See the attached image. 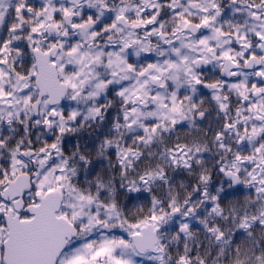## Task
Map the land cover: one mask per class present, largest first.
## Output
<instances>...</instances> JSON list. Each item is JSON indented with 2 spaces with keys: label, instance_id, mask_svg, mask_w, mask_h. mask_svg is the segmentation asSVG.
<instances>
[{
  "label": "snow or ice",
  "instance_id": "1",
  "mask_svg": "<svg viewBox=\"0 0 264 264\" xmlns=\"http://www.w3.org/2000/svg\"><path fill=\"white\" fill-rule=\"evenodd\" d=\"M0 264H264V0H0Z\"/></svg>",
  "mask_w": 264,
  "mask_h": 264
}]
</instances>
